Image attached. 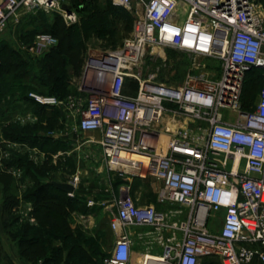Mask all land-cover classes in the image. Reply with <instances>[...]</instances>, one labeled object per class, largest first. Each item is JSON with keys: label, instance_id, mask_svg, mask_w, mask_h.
<instances>
[{"label": "built area", "instance_id": "2783aa9c", "mask_svg": "<svg viewBox=\"0 0 264 264\" xmlns=\"http://www.w3.org/2000/svg\"><path fill=\"white\" fill-rule=\"evenodd\" d=\"M64 3L0 0V32L22 8L59 13L75 22L74 7L67 11ZM113 3L129 10L140 7L142 14L119 49L90 56L78 94L62 99L29 93L41 105L64 108L75 120L74 132H99L96 142L111 167L118 160L131 170L113 167L117 171L159 181L158 202L180 206L158 211L153 204H137L122 189L114 201L116 241L103 264H201L203 258L264 264L263 0ZM57 42L55 35L39 32L29 48L41 56ZM168 47L213 58L220 68L213 74L210 69L189 74L178 86L135 72L146 56ZM256 69L263 71V83L248 110L244 86L247 74ZM131 76L138 83L135 94L125 91ZM224 108L236 112L237 119L225 120ZM133 153L142 159L122 156ZM68 182L76 191V180ZM75 191L67 193L74 196ZM133 227L150 230L134 235ZM135 236L143 246L140 263L132 262Z\"/></svg>", "mask_w": 264, "mask_h": 264}, {"label": "rangeland", "instance_id": "374dc122", "mask_svg": "<svg viewBox=\"0 0 264 264\" xmlns=\"http://www.w3.org/2000/svg\"><path fill=\"white\" fill-rule=\"evenodd\" d=\"M65 1L74 7L77 14V20L73 23H68L59 13L22 8L0 32V44H6L4 55L8 56L11 48L15 47L20 57L26 62L23 69H29L37 75H40L41 69L38 65L39 61L50 54L55 55L56 47L64 51L56 59L57 64L67 61L66 69L69 73V79L66 80V94L62 99L78 94V87L83 80L84 65L90 56L99 51L108 52L119 49L125 39L131 36L135 18L142 14L140 7L138 10H129L114 4L113 0ZM56 21H59V26L57 25L56 28L61 30L56 36L57 44L41 56L34 55L29 46L34 41L36 33L46 31L45 26L54 27ZM66 32H69V37H65ZM69 46L74 48L70 49ZM219 68L220 62L213 58L168 47L160 54L146 56L143 63L134 70L135 72L141 70L145 78L152 79L154 82L178 86L184 83L189 74L201 75L206 69L212 70L210 73L213 74V71ZM261 75L262 71L258 70L257 74L249 75L245 81L243 98L248 110L252 109L257 101L261 90ZM54 88L53 83H48L42 88L34 87L35 90L19 87L15 90V95L10 96L9 86H0V95H7L4 97L5 100H1L2 105L0 102V113L12 102L18 106L15 113L8 115L6 120L0 116V219L3 225L8 227L5 230L6 234L16 244L18 239L24 237L26 233L28 238H40V240L43 238L45 241L43 247L41 242L40 246L38 244L34 246L35 248L31 247L33 253L29 252L30 255L24 256L27 264H47L42 259L48 256L53 258L49 264H81L72 250L75 246L83 247L90 255L104 262L110 256L117 237L113 225L117 210L114 201L121 195L122 189L129 190L137 204H153L158 211L180 206H163L156 201L157 192L161 188L159 181L151 177L138 181L134 176L121 173L111 167L99 143L96 142L99 139L98 135L88 136L93 133L74 132L72 125L75 124V120L68 116L64 108L51 107L54 109L52 110L47 107L46 112L39 116L35 113L38 109L37 105L26 104L27 102L23 99L27 91L28 96L29 92L54 95L56 93ZM137 88L136 79L129 77L126 89L135 93ZM222 113L225 120L235 121L238 117L237 113L229 108L222 109ZM26 126L34 132L33 134L52 137L54 141H61L62 144L54 145L45 142L42 145L44 139H41L37 146H31L30 142L19 140L20 136L24 135ZM16 127L18 129L14 130ZM90 139H94L95 142L88 141ZM24 157H28L29 163L33 164L31 168L35 170L37 166L43 168L40 170L45 176H40L41 182L76 180L75 194L68 196L81 199L82 202L80 201L81 203L77 206L75 203L68 206L67 203L62 205L54 202L55 206L64 212L61 221L63 223L58 222L55 231L56 235L62 237L59 241L38 232L43 231L44 227L35 215L33 202L26 196L35 188L36 182L28 177L25 178ZM5 200L6 204H4ZM89 200H92L93 204L89 205ZM8 201L17 203L13 207L17 209L15 213H8L6 210L8 207L3 210L6 206L11 207ZM4 219L6 224L3 222ZM15 220L16 222H12ZM149 230V228H132L134 235L139 231ZM141 252H143V246L136 238L133 263H136L135 258ZM154 252L160 253V247H156ZM7 255L0 238V264H7L5 262ZM206 260L209 261H203L202 264H221L219 259ZM252 264L260 263L254 260Z\"/></svg>", "mask_w": 264, "mask_h": 264}, {"label": "trees", "instance_id": "16d2710c", "mask_svg": "<svg viewBox=\"0 0 264 264\" xmlns=\"http://www.w3.org/2000/svg\"><path fill=\"white\" fill-rule=\"evenodd\" d=\"M263 3H264V0H263ZM87 10L89 11L90 9H87ZM57 25L59 26V21H56V24L54 27L45 26L46 31H44V32H46V33L48 32V33H51V34L57 36V34H60V32H61V30L56 28ZM62 31H64V30L62 29ZM68 34H69V32H66L65 37H69L70 34L69 35ZM69 47H71V46H69ZM5 48H6V44H0V86H9V88L11 89L8 92L10 94V96L15 95V90H18L19 87H21L23 89H27V90H35L34 87L42 88L43 86L47 85L48 83L54 84V86H55L54 91L56 92L54 95H56L60 98L65 96L66 87H67L66 80L69 79V76H68L69 73H68V70L66 69L67 61H66V63L61 62L60 64H57V61H56L57 57L60 54L64 53V51L62 49L56 47L55 48V53H56L55 55L50 54V55H48L47 58L45 57V59L39 61L38 65L41 69H40V75L39 74L37 75V74H34L29 69H26V68L23 69L26 62L24 59H22L20 57V55L17 52L15 47L11 48V51L9 52L8 56L4 55L6 52ZM73 48L74 47L72 46L70 49H73ZM70 49H67V50H70ZM258 70H260V69H256V70L248 73L246 76V80H247L249 75L257 74ZM262 83H263V71H262V75H261V87H262ZM125 91L128 93H131L127 89H125ZM27 93H28V91L26 92V94L23 97L25 102H27L26 104L30 103L32 105H37L38 109H36L35 113L39 114V116H42L46 112V110H47L46 108L48 106L39 104L34 99L29 97ZM135 93H131V94H135ZM4 97H7V95H5V96L3 94L0 95V102H1V100H5ZM243 97H244V95H243ZM1 105H2V102H1ZM243 106L245 109H247L244 105V98H243ZM25 107H28V106L25 105ZM54 107H56V106H53V108ZM17 108H18V106L14 102H12L11 104L7 105L4 109H2L3 111L1 110L0 116H2V118L4 120H6L7 119L6 117L8 115L10 116V114L13 115L15 113V111L17 110ZM48 108L54 110L51 107H48ZM53 112L56 113V111H53ZM17 129H18V127H16L14 130H17ZM33 133L34 132H32V130H30V128L26 126V127H24V135H21L19 140H24V142H26V143L30 142L31 146H37L38 142H40L41 139H44V140H42L43 141L42 145L45 144V142H47L46 144H54V145L62 144L61 141H58V142L54 141L52 139V137H47V136L42 137V135H39L36 133L33 134ZM21 134H23V132ZM31 165H33V164L29 163L28 157H24L25 178L28 177V179H31L32 181L36 182L35 188L32 189L26 196H27V199H29L31 202H33V204L35 206V210H34L35 215H36L37 219L41 222L42 227H44L43 231L40 230L38 232H41L42 235L50 236V237L55 238L56 240L59 241L62 239V237L60 235L59 236L56 235L55 231L57 229V223L58 222L63 223L61 221L63 220V213L64 212H62L61 209L57 208L55 206V203H60L62 205L67 203L68 206H71L72 204L75 203V206H77L82 201H81V199L69 197L65 191H63V190L55 187L53 184H51L52 180L47 181V182H41L40 176H43V175L45 176L44 172L43 173L41 172V170L43 168L41 166H37L36 170H35V169L30 167ZM134 178L138 181H144L145 180V179H141V178L136 177V176ZM6 200H5L4 204L7 203ZM156 201H158L157 198H156ZM8 203L11 204L12 208L10 206H6L3 210H5L8 207L6 209L8 211V213H10V214L15 213L17 209H14L13 207L17 203H15L14 201L13 202L8 201ZM5 220L6 219H4L3 222H5V224H6ZM12 222H16V220L12 221ZM11 224H13V223H11ZM4 228L6 230L8 228L7 225H4ZM26 234L24 237L19 238L17 241V246L19 248V252L23 257L26 256L27 254L30 255L29 252L33 253L32 248L34 246H38V244L40 246V242H41V246L43 247L44 242H45L43 240V238H42V240H40V238L39 239H33L31 237L28 238V237H26L27 236ZM23 246H24V248H23ZM72 250H74V253L76 254V259L81 264H90V263L99 264V262H100L99 259L90 255L81 246H78V247L75 246L72 248ZM34 253H35V249H34ZM206 259L211 260V259H216V258H203L201 261V264L203 261H209ZM42 260H43V262H46L47 264H49L50 261L53 260V258H52V256H48L46 258H43ZM212 264H215V263H212Z\"/></svg>", "mask_w": 264, "mask_h": 264}, {"label": "crops", "instance_id": "0c3cea01", "mask_svg": "<svg viewBox=\"0 0 264 264\" xmlns=\"http://www.w3.org/2000/svg\"><path fill=\"white\" fill-rule=\"evenodd\" d=\"M227 121H231V120H227ZM86 133H88V132H86ZM90 133H93V134H88V136H91V135L97 136L98 135L99 139L97 141L100 140V133L99 132L91 131ZM163 206H167V205H163ZM0 238H1L3 246H4V248L8 254L6 261H5L7 264H27L24 257L20 254L19 248H18L16 242L14 240H12L8 234H6L5 228H4V225L1 221V219H0ZM133 255L134 254H132V256ZM135 261H136V263H140L143 260L141 259L140 255H139V256H136Z\"/></svg>", "mask_w": 264, "mask_h": 264}, {"label": "water", "instance_id": "95a60500", "mask_svg": "<svg viewBox=\"0 0 264 264\" xmlns=\"http://www.w3.org/2000/svg\"><path fill=\"white\" fill-rule=\"evenodd\" d=\"M63 8L67 11H71L72 5H70L69 3H64ZM51 184H53L55 187L65 191V192L75 191V185L72 182L61 181V180H52ZM99 264H103V262L100 261Z\"/></svg>", "mask_w": 264, "mask_h": 264}, {"label": "bare ground", "instance_id": "6f19581e", "mask_svg": "<svg viewBox=\"0 0 264 264\" xmlns=\"http://www.w3.org/2000/svg\"><path fill=\"white\" fill-rule=\"evenodd\" d=\"M172 126L174 127L173 124H172ZM163 139L166 140V138H164V137H163ZM122 156L123 157H127V159H130V160H140V159H142V156L139 155V154H136V153L129 154V155L122 154ZM113 167H122V168H125L127 170H131V168L125 163H123L122 165H119L118 160L113 161Z\"/></svg>", "mask_w": 264, "mask_h": 264}]
</instances>
